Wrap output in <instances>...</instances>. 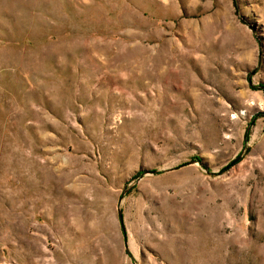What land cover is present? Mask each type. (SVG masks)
Here are the masks:
<instances>
[{"label": "rangeland", "instance_id": "1", "mask_svg": "<svg viewBox=\"0 0 264 264\" xmlns=\"http://www.w3.org/2000/svg\"><path fill=\"white\" fill-rule=\"evenodd\" d=\"M0 264H264V0H0Z\"/></svg>", "mask_w": 264, "mask_h": 264}, {"label": "water", "instance_id": "2", "mask_svg": "<svg viewBox=\"0 0 264 264\" xmlns=\"http://www.w3.org/2000/svg\"><path fill=\"white\" fill-rule=\"evenodd\" d=\"M119 218L121 219V215H120V212H119Z\"/></svg>", "mask_w": 264, "mask_h": 264}]
</instances>
